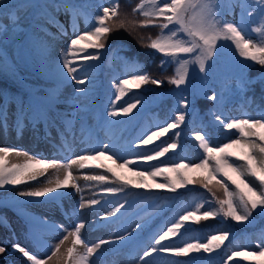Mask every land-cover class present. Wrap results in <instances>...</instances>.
Returning <instances> with one entry per match:
<instances>
[{
  "label": "snow or ice",
  "instance_id": "snow-or-ice-1",
  "mask_svg": "<svg viewBox=\"0 0 264 264\" xmlns=\"http://www.w3.org/2000/svg\"><path fill=\"white\" fill-rule=\"evenodd\" d=\"M235 7H239L241 19H225L227 9ZM34 8L41 9L38 25L56 27V32L51 36L42 28L44 40L51 43L58 38L68 37L69 42L58 57L60 83L69 80L77 85L92 83L88 69L94 65L90 62L101 59L100 52L106 49V42L114 31L156 27L159 33L155 37L141 35L138 42L142 47L161 56L159 67L162 72L174 66L173 74L165 79L167 83L175 86L178 98L174 105L175 111L163 125H155V130L149 129L136 141H129L126 145L119 144L111 136H108L105 142L97 135L95 143H90L87 149L66 155L63 159L51 160L15 147H0V189L6 190V186H14L15 189V186L38 181L51 169L54 170V177L48 178L45 186L23 191L14 190L13 200L19 203L16 201L17 197L59 198L60 194L69 188L81 192L82 188L78 182L81 178L101 186V195L116 197L125 193V199L117 200L115 204H112L111 200L103 201V204L110 205V210H105V216L100 218L102 220L116 217L129 205L126 189H143L152 195H155L153 190L156 189L177 193L179 189L189 185H200L207 190L210 198H199L194 207L185 208L173 217L165 228L153 237L142 254L138 255L137 264H154L152 257L160 254L177 258L191 257L192 254L201 252L210 254L220 249L226 241H230L231 232L225 228L215 234H209L206 243L186 241L182 246L168 243L181 235L182 231H191L192 224L218 217L222 222L231 221L237 224H250L257 216L264 218V71H261L258 77L252 78L245 74V70L251 65H259L264 69V0H237L235 5H227L224 0H139L132 8L131 14L142 19H130L127 13L122 15L120 0H108L107 6H93L87 3V0H52V3L44 5L32 4L30 0H0V17H4V21L0 22V74L10 73V78L21 85H26V78L20 73L22 61L18 57L8 56L4 40L8 36L9 25L13 30L25 27L23 21L27 18L28 10ZM60 12L67 18L66 24L57 20L56 16ZM81 19L84 23L83 31L79 30ZM249 19H253L254 23L249 24ZM44 40L32 42L42 53L47 51ZM225 47L233 48L238 54L236 64L239 70L232 90L243 94L244 102L251 110L252 114L243 113L244 118H235L228 114V86L225 85V90L218 92L215 81L211 78L216 65L215 58L223 53ZM117 51H123V48ZM43 58L47 59L46 56ZM123 61L131 66L133 71L128 78L119 79L114 83L116 96L113 104L132 89H140L148 84L161 87L165 83V79L156 78L148 72L134 55L123 57ZM80 72H84V78L78 75ZM197 77L201 87L193 89L192 84ZM257 85L260 89L259 100L262 103L256 102ZM6 91L7 89L0 90V127L5 130L8 128V117L2 101ZM29 95L27 102L19 94L12 97L19 104L20 117L15 120V128L20 132L27 124L34 122L39 126L42 121L47 122L54 103L62 96L58 91L48 93L42 89L30 92ZM90 95L91 89L77 87L73 95L63 97L69 109L61 117L64 129L71 126L73 120H77L91 137L93 133L89 115ZM200 99L212 102L211 116L215 122L213 126L219 127L226 134L227 142L215 143L209 132L194 131L192 136L201 151L199 162H186V157L179 160L172 157L162 159L170 152L175 154L180 148L182 126H187L188 120L202 128L203 119L198 109ZM138 105H143L139 97L125 106L107 111L106 116H130ZM104 123L113 125L116 121L106 120ZM169 133L170 140L161 141V138ZM156 141L161 143L151 147ZM60 147L70 152L67 146L61 144ZM11 156H23L26 159L23 163L11 164ZM74 169L104 172L78 177L74 174ZM157 178H163V182H157ZM213 181L215 187L222 189L223 198L217 197L213 191ZM91 186L92 184L88 185ZM101 205L100 199L81 198L72 215L85 207L95 208ZM5 221L6 217L0 218V223ZM56 228L66 234L59 243L53 246L45 245L44 258L19 242H12L10 248L22 254L30 264H96V257L104 251L103 246L131 240L133 234L138 229L142 230L143 226L137 223L131 232L117 233L114 239H100L94 243L87 241L82 235L84 221H77L71 230L63 225H57ZM69 238L70 246L65 252H61V246L69 241ZM256 247L257 251L233 250L224 264H228L234 257H241L252 264H264V234L259 237ZM8 250L9 245H0V254ZM171 264H194V261L174 259Z\"/></svg>",
  "mask_w": 264,
  "mask_h": 264
},
{
  "label": "trees",
  "instance_id": "trees-1",
  "mask_svg": "<svg viewBox=\"0 0 264 264\" xmlns=\"http://www.w3.org/2000/svg\"><path fill=\"white\" fill-rule=\"evenodd\" d=\"M230 1L231 0H224L227 5ZM14 2H21V0H14ZM30 2L35 5H44L52 3V0H30ZM138 2L139 0H120L121 14L127 13L130 19H142V17L132 16L131 14L132 8L135 7ZM87 3L93 6L98 4L107 6L108 0H87ZM40 13V8L28 10L27 18L23 21L25 27L21 29L13 30L11 25H9L8 36L4 40V44L7 45V54L10 58L18 57L21 59L20 73L26 78V85L15 82L10 78V73L7 75L0 74V90L7 89L3 96L8 101L19 105L18 101L12 99L14 94L23 96L27 102L30 99V92H35L39 89L48 93L58 91L62 96L54 103L49 120L44 122L48 126L52 124V126H54L59 122L56 116L64 112L59 105L63 104L67 106L63 97L73 95L74 89L77 87H87L91 89L89 113L92 117H101L102 120L98 121V123H96L97 121L92 122V126H97V130L89 137V141L95 143L98 135L99 139H103L107 142V137L111 136L114 141H118L121 145H126L129 141H136L138 137L149 131V129L155 130V125H163L165 120L175 111L174 105L178 98L175 86L167 83L165 79L173 74L174 66L162 72L159 67L161 56L151 49L142 47L141 43L138 42L139 36L141 35L145 37L148 35L155 37L159 33L158 28L149 27L142 29L137 28L131 31H126L124 29L114 31L106 42V49L100 52L101 59L90 62L94 65V67L88 69V74L93 81L92 83L87 85H77L74 81L60 83L56 69L59 54L64 47L58 39L51 43L44 40L42 28L49 36L53 33H51L49 29L50 25L46 27L38 25L37 22L40 19ZM60 14H63V12L58 13L57 16ZM3 21L4 17H0V22ZM79 24L80 31H83L84 23L82 19ZM38 39L44 40L45 45H47L46 52L42 53L39 47L33 46V40ZM228 43L230 44V42ZM121 48H123V51L118 52L117 50ZM133 55L153 76L159 79H165V83L161 87L148 84L142 86L140 89H132L125 96L121 97L119 101L113 104L112 101L115 100L116 96L114 83L119 79L128 78L133 71L131 66L124 63L123 57ZM45 56L47 59L43 58ZM237 58L238 54L234 52L233 48L225 47L223 53L215 58L216 65L211 74V78L215 81V88L218 92L224 91L225 85L228 86L226 103L236 102L238 113L242 116L237 117L233 115V117L244 118L243 113L249 112L252 114L251 110L245 104L243 94L232 90L234 79L239 70L236 64ZM261 71H264V69H261L259 65H251L245 70V74L250 78L258 77ZM78 75L84 78V72H80ZM192 87L193 89H199L201 87L198 77L193 81ZM249 95H252V93H249ZM255 95L256 102L262 103L259 100V85L256 86ZM137 97L143 101V105H138L137 109H134L130 116H120L117 118L106 116L107 111L118 109L121 106H125L128 102H134ZM198 109L203 119L202 128L198 125H193L191 121L188 120L186 122L187 126H182V136L179 139L180 148L175 154L170 152L162 159L167 160L169 157H172L179 160L181 157H186V162H199L201 151L198 148V143L192 136L194 131L203 130L209 132L215 143L222 144L227 142L226 134L223 132L225 136L219 135L216 133V129L213 126L215 122L212 120L211 116V111L213 110L212 102L200 99L198 101ZM113 119H115L116 123L113 125H105L104 121ZM100 124H102L101 127L99 126ZM59 126L64 128L63 123H59ZM170 137L171 133L162 137L161 141L167 142L170 140ZM161 141H156L151 147L159 145ZM92 172L99 174L103 173L104 170L93 169ZM157 182H163V178H157ZM212 187L217 197L223 198V191L215 187V181H213ZM153 191L155 195L143 189L125 190L129 205H126L125 209H123L124 214L119 219L121 222H128V219L131 220L129 224L130 228L125 230L127 232H131L132 229L136 227L137 223L143 226L142 230L138 229L136 233L133 234V237L138 242V249L131 254L126 264H137L138 255L142 254V251L150 244L153 237L164 229L165 225H167L173 217L177 216L181 210L194 207L201 197L210 198V194L207 193V190L200 185H189L187 188L179 189L177 193H171L167 189H156ZM110 198L116 201H123L125 199V193H120L116 197ZM102 200L105 201V198H102L101 201ZM225 228L231 232L230 241H226L225 244L215 252L210 254L201 252L192 254L191 257L180 258L172 257L168 254L154 255L152 257L154 264H171L174 259H192L194 264H224L227 256L231 255L233 250L242 251L246 249L248 251H257L258 248L256 245L259 243V237L264 234V218L257 216L250 224H237L231 221L222 222L219 217L201 221L199 224H192L191 231L187 233L182 231L181 235L173 238L168 243L175 246H182L186 241L206 243L209 234H215L217 231ZM125 231L121 234H124ZM228 264H252V262L246 261L241 257H234L232 261H228Z\"/></svg>",
  "mask_w": 264,
  "mask_h": 264
},
{
  "label": "rangeland",
  "instance_id": "rangeland-1",
  "mask_svg": "<svg viewBox=\"0 0 264 264\" xmlns=\"http://www.w3.org/2000/svg\"><path fill=\"white\" fill-rule=\"evenodd\" d=\"M236 3L237 0H231L228 5H235ZM56 18L62 24L67 23V18L64 14L56 16ZM225 19L239 21L241 19L239 7L228 8ZM248 22L249 24H253L254 20L249 19ZM49 29L53 34L56 32L55 25H50ZM58 40L63 47L69 42L68 37L58 38ZM56 72L58 75V68ZM2 102L6 110L5 114L8 117V128L5 130L0 127V147H15L51 160L53 158L63 159L66 155L79 153L87 149L90 143L94 144L89 141L90 136L88 132L81 127L77 120H73L72 125L67 129L59 126V123H63L61 120L63 113L69 111L68 107L63 104L59 105L64 112L56 116L59 121L56 123L57 125L52 126V124L48 126L42 121L37 126L33 122L23 126V131L20 132L15 128V120L20 117L18 111L19 105L8 101L4 96ZM226 108L231 117L233 115L237 117L242 116L238 113L236 102H227ZM90 117L91 126L93 121H97L96 123L102 121L101 117L96 118L91 115ZM99 126L101 127L102 124ZM91 128L92 133H95L97 126H92ZM215 128L216 133L219 135L223 134L219 127ZM65 132H67V135H65ZM223 135L225 136V134ZM61 144L67 146L70 152L64 151L60 147ZM25 159L23 156H11L9 157V163H23ZM105 162L111 163L109 161ZM92 170L84 169L77 171L74 169V174L80 177L83 174H93ZM54 174V170L50 169L47 175L40 177L38 181L15 186V189L14 186H6V190L0 189V218L6 217V221L0 223V245H9V250L4 254H0V264H30L22 254L11 250L10 244L12 242H19L22 246L44 258L45 245L53 246L59 243L63 235L66 234L65 232L58 231L57 225H63L65 228L71 230L77 221H84L85 228L82 229V235L84 239L93 243L100 239H114L115 234H121L130 228V219H128V222H121L119 219L124 214L123 209L114 218L107 220L100 219L105 216V210H110V205L103 204V200L101 206L95 208L85 207L75 215H72L78 208L81 198L84 200L92 198L101 200L105 198V200H111L112 204L116 203V200H112L109 196L100 194L101 186L95 185L94 182H86L82 178L78 180L82 188L81 192H75L69 188L64 190L59 198L17 197L16 201H19V203L13 200L12 193L14 190L23 191L29 188L45 186L46 180L54 177ZM60 174L62 176V172ZM89 184H92V186L88 187ZM41 221H46L47 223H41ZM70 241L71 238L61 246V252H65L66 248L70 246ZM103 249L102 254L96 257V264H126L131 254L138 249V242L133 237L131 240L105 245ZM49 264H52V262H49Z\"/></svg>",
  "mask_w": 264,
  "mask_h": 264
}]
</instances>
